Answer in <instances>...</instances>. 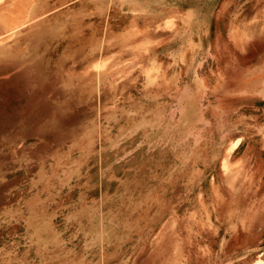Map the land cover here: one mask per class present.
<instances>
[{
    "label": "rangeland",
    "instance_id": "374dc122",
    "mask_svg": "<svg viewBox=\"0 0 264 264\" xmlns=\"http://www.w3.org/2000/svg\"><path fill=\"white\" fill-rule=\"evenodd\" d=\"M251 1L54 14L48 59L0 76V264H264V50L229 43L264 39Z\"/></svg>",
    "mask_w": 264,
    "mask_h": 264
},
{
    "label": "crops",
    "instance_id": "0c3cea01",
    "mask_svg": "<svg viewBox=\"0 0 264 264\" xmlns=\"http://www.w3.org/2000/svg\"><path fill=\"white\" fill-rule=\"evenodd\" d=\"M63 1H67L64 4L66 6L63 5L66 11H61L63 7L59 5ZM76 1L82 3L81 0H2L0 2V76L10 70L21 69L24 66L23 61L48 59L49 50L52 52L54 45L53 33L51 34L50 31L56 23L54 14L67 16V13H70L68 4ZM78 13L82 14L80 10ZM7 23H10V26H7ZM245 23L252 24L255 31L245 39L243 45L240 44L239 52L248 51L253 41L261 45L258 51L264 50V39L257 25L252 22ZM14 26L16 27L13 31L7 28ZM32 64L29 66L25 64L23 68L31 70L33 65L34 68L38 67ZM30 72L31 75L37 74L34 71ZM235 228L237 230L238 226ZM245 229L246 227L241 226V230ZM252 232L249 234L251 237L254 235Z\"/></svg>",
    "mask_w": 264,
    "mask_h": 264
},
{
    "label": "bare ground",
    "instance_id": "6f19581e",
    "mask_svg": "<svg viewBox=\"0 0 264 264\" xmlns=\"http://www.w3.org/2000/svg\"><path fill=\"white\" fill-rule=\"evenodd\" d=\"M67 1H63V2H60L59 5L60 7H63L64 4H66ZM76 3V2H75ZM264 3V0H258V2L255 4L256 6L260 5ZM73 3H70L68 5L72 6ZM66 6V5H64ZM69 6V7H70ZM61 11H66V8L63 7ZM190 21V20H188ZM13 25V24H12ZM7 26H10V25H7ZM14 27H7L9 28L8 30L10 31H13ZM255 31V27L250 24V23H244L242 24V27H240L238 30H235L233 29L232 32H231V35L229 36V43H234L233 45L236 46L235 49L237 51H239V46L240 44L243 45L244 42H245V39L250 36L253 32ZM230 155V153L227 154V159H226V162H227V165H228V156ZM251 264H262V260H260L259 258H257L255 261H253Z\"/></svg>",
    "mask_w": 264,
    "mask_h": 264
}]
</instances>
